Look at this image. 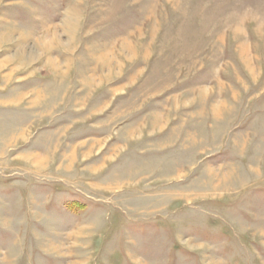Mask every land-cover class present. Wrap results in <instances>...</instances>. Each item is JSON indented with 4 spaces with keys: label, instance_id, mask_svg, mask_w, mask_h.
I'll use <instances>...</instances> for the list:
<instances>
[{
    "label": "rangeland",
    "instance_id": "374dc122",
    "mask_svg": "<svg viewBox=\"0 0 264 264\" xmlns=\"http://www.w3.org/2000/svg\"><path fill=\"white\" fill-rule=\"evenodd\" d=\"M0 264H264V0H0Z\"/></svg>",
    "mask_w": 264,
    "mask_h": 264
}]
</instances>
